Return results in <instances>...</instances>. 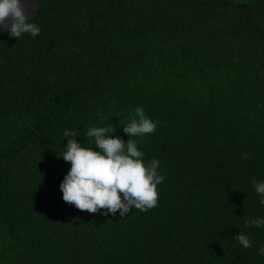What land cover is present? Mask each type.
<instances>
[{
  "label": "trees",
  "instance_id": "obj_1",
  "mask_svg": "<svg viewBox=\"0 0 264 264\" xmlns=\"http://www.w3.org/2000/svg\"><path fill=\"white\" fill-rule=\"evenodd\" d=\"M29 20L35 38L0 33V264H264V229L244 227L264 216V0H40ZM137 106L157 205L64 202L63 131L127 141Z\"/></svg>",
  "mask_w": 264,
  "mask_h": 264
},
{
  "label": "clouds",
  "instance_id": "obj_2",
  "mask_svg": "<svg viewBox=\"0 0 264 264\" xmlns=\"http://www.w3.org/2000/svg\"><path fill=\"white\" fill-rule=\"evenodd\" d=\"M33 2L35 7L38 0H0V33L6 32L16 40L24 34L33 38L40 35V27L29 20L34 7L30 12L26 7ZM121 127L129 137L127 141L114 135L116 127H90L85 137L94 147L78 141L76 131H63L67 142L60 156L70 164L59 184L64 202L103 216H116L119 210L121 217L132 208L147 211L157 205V186L165 179L158 171L160 161L152 158L145 163L144 153L130 139L154 133L157 123L145 114L142 106H137L129 122ZM244 158H248L247 154ZM252 186L264 206V180L253 178ZM244 227L264 229V216L249 218ZM235 239L245 249L252 247L246 234L237 232ZM257 254L264 256V245L257 249Z\"/></svg>",
  "mask_w": 264,
  "mask_h": 264
},
{
  "label": "water",
  "instance_id": "obj_3",
  "mask_svg": "<svg viewBox=\"0 0 264 264\" xmlns=\"http://www.w3.org/2000/svg\"><path fill=\"white\" fill-rule=\"evenodd\" d=\"M39 1L40 0H38V2L36 3V5H35V7H34V2L33 3H30V4H27L26 5V7H27V9H28V11L30 12L31 11V9L33 8V11H32V13L36 10V8H37V6H38V4H39ZM32 15V14H31Z\"/></svg>",
  "mask_w": 264,
  "mask_h": 264
}]
</instances>
